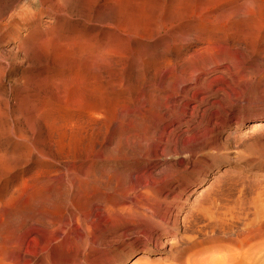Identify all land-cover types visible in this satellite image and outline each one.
Returning a JSON list of instances; mask_svg holds the SVG:
<instances>
[{
    "label": "rangeland",
    "instance_id": "1",
    "mask_svg": "<svg viewBox=\"0 0 264 264\" xmlns=\"http://www.w3.org/2000/svg\"><path fill=\"white\" fill-rule=\"evenodd\" d=\"M209 1L0 0V264L262 248L264 61Z\"/></svg>",
    "mask_w": 264,
    "mask_h": 264
},
{
    "label": "bare ground",
    "instance_id": "2",
    "mask_svg": "<svg viewBox=\"0 0 264 264\" xmlns=\"http://www.w3.org/2000/svg\"><path fill=\"white\" fill-rule=\"evenodd\" d=\"M211 1L212 2L215 1L213 2V4L215 3L216 6L218 7L213 6L214 8H211L210 12L216 9L220 10V15L224 19V22L222 26H219V28L216 26H207V29L213 32H216L217 30L222 31V35L224 37L222 38L223 41L224 40L227 41L228 39H231V34H233L234 31L238 32L237 36L241 38L242 41L241 40L240 41L243 43V45L245 44L246 46L245 45L244 46L247 49H249V51L252 53L250 54L257 57L258 60L264 61V0H211ZM212 19L216 20L215 18ZM231 40L237 41L235 37H233ZM257 58L255 59L257 60ZM252 234L253 233H251L250 236H248L246 240L245 239L244 240L246 242L250 239L253 241L254 239H252L253 237ZM258 237L259 236H256V238L255 237L254 238L257 239ZM244 243L245 242H243V244ZM241 260L238 262L231 261L232 263L231 262L230 263L231 264H264V245L262 246V248H260L253 254L245 253L243 255V259L241 258Z\"/></svg>",
    "mask_w": 264,
    "mask_h": 264
}]
</instances>
